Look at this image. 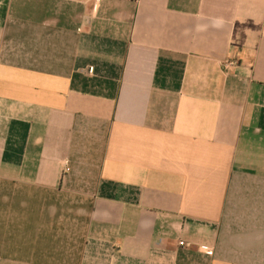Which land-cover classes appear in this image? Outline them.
I'll return each instance as SVG.
<instances>
[{
    "label": "crops",
    "instance_id": "0c3cea01",
    "mask_svg": "<svg viewBox=\"0 0 264 264\" xmlns=\"http://www.w3.org/2000/svg\"><path fill=\"white\" fill-rule=\"evenodd\" d=\"M0 264H264V0H0Z\"/></svg>",
    "mask_w": 264,
    "mask_h": 264
},
{
    "label": "built area",
    "instance_id": "2783aa9c",
    "mask_svg": "<svg viewBox=\"0 0 264 264\" xmlns=\"http://www.w3.org/2000/svg\"><path fill=\"white\" fill-rule=\"evenodd\" d=\"M234 64H235V62L231 61V60L225 62V66H230V65H234ZM180 245H184V242H180Z\"/></svg>",
    "mask_w": 264,
    "mask_h": 264
}]
</instances>
